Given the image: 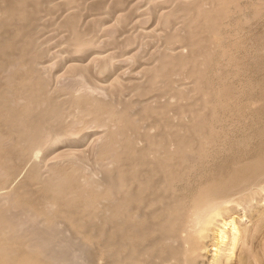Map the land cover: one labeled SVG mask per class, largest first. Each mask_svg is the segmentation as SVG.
Here are the masks:
<instances>
[{"label":"bare ground","instance_id":"bare-ground-1","mask_svg":"<svg viewBox=\"0 0 264 264\" xmlns=\"http://www.w3.org/2000/svg\"><path fill=\"white\" fill-rule=\"evenodd\" d=\"M215 5L0 0V189L24 156L26 185L42 183L40 192H0V237L9 239L0 264H78L98 246L85 233L97 231L115 232L117 257L147 252L154 260L185 241L193 251L207 237L221 216L197 181L216 158L202 154L221 116L210 104L219 88L208 84L206 98L199 87L219 53L210 35ZM193 72V81L182 80ZM77 198L81 209L69 211ZM180 221L188 222L183 236L172 227ZM228 224L217 230L224 244Z\"/></svg>","mask_w":264,"mask_h":264},{"label":"rangeland","instance_id":"rangeland-1","mask_svg":"<svg viewBox=\"0 0 264 264\" xmlns=\"http://www.w3.org/2000/svg\"><path fill=\"white\" fill-rule=\"evenodd\" d=\"M220 1L221 6L215 5L211 12L210 22L213 25L210 35L218 44L219 53L215 55L209 69H206L204 75L207 81L199 86L200 93L206 98L212 97V92L206 88L208 84L219 88L215 92L217 100L210 104L220 110V120L215 123L210 146L202 154L207 158L214 152L216 158L210 162V166L205 167L197 181L199 188L208 189L211 204L219 208L221 216L195 250L191 251L189 243L185 241L180 252L178 250L177 254L164 260H154L145 254L147 252L127 258L117 257L119 248L112 242L116 240L115 232L85 233L84 238L96 241L98 246L95 253L85 252L83 258H78V264H213L212 253L216 252L213 249L222 245L221 264H264V0ZM153 23L149 19L145 24ZM44 33L56 39L53 32ZM203 35L202 31L196 32L194 39ZM198 42L201 43V40ZM216 67L222 70L218 71ZM192 74L185 75L182 80L193 81L198 72ZM12 152L7 151L10 157ZM23 159L18 164L13 160V176L0 192L16 185L23 189L27 187L32 191H41L42 183L37 179L26 185L24 173L28 166L27 156ZM82 201V198H77L67 209L72 212L80 210ZM71 215L73 220L78 217L76 214ZM90 216H84L83 220L87 221ZM223 222H229L226 244L221 242L217 234ZM186 224L188 226V222L180 221L172 227H179L183 236ZM67 235L72 242L76 241L71 233ZM7 241L9 239L0 237V243ZM20 241L13 239L11 242L20 244ZM14 264L51 263L30 258Z\"/></svg>","mask_w":264,"mask_h":264}]
</instances>
